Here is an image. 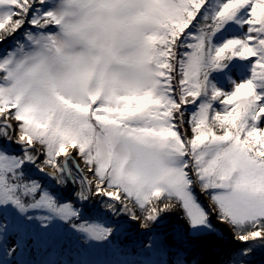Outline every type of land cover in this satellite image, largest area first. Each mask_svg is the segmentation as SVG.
<instances>
[{"label": "snow or ice", "instance_id": "snow-or-ice-1", "mask_svg": "<svg viewBox=\"0 0 264 264\" xmlns=\"http://www.w3.org/2000/svg\"><path fill=\"white\" fill-rule=\"evenodd\" d=\"M176 210L200 235L214 214L242 245L230 264L264 248V0H0L3 255L60 223L107 242L108 213L148 230Z\"/></svg>", "mask_w": 264, "mask_h": 264}, {"label": "rangeland", "instance_id": "rangeland-1", "mask_svg": "<svg viewBox=\"0 0 264 264\" xmlns=\"http://www.w3.org/2000/svg\"><path fill=\"white\" fill-rule=\"evenodd\" d=\"M50 2L53 3L54 0H50ZM11 148L16 149L18 152L17 146L11 145ZM30 174L40 173L35 169H31ZM40 175L41 177L38 178L46 179L42 174ZM73 191L74 188L72 185L63 189L61 191L62 201L71 200L74 197ZM195 193L197 197L199 195L200 198L204 200L203 205V202H201L198 197L201 205L207 209L209 207L208 197L201 194L198 188L195 190ZM94 201L95 200L90 201L83 206L86 210L82 213L81 220L77 223H90L97 220L98 216L96 215L98 214L94 209L99 206V201H97L96 204ZM109 216H111L110 213L106 216H102V220L100 219L101 222L106 226L117 229L113 234L114 240L118 237L125 247L134 249V252H117V249H114L109 242L111 238L107 242L85 243L79 238V234L63 226L60 230H62L61 233L63 232L64 234L60 235L62 238L56 241L57 244H55V242L53 246L50 244V242L53 241L52 239L57 235L58 230L56 229L49 237H45L39 243L32 245L22 256L5 257L3 251L0 250V261L7 260L10 264H19L21 260L25 261L26 264H121L122 261L129 260L139 264L140 261L151 258L156 261L157 264H166V262H170V260L163 257L165 256L163 253L162 256L160 255L161 245H165L166 242L170 243V239H173L171 249L175 252V256L183 261V264H230V257L234 253V250L242 246L232 240L231 233L225 226V235L221 237L218 236V234L221 233L219 229L221 225L216 220L214 214L211 215V220L216 232L211 235L194 234L189 230L186 234H182V229L176 224L175 228L171 229L172 227H170L166 231H163V229L153 233L139 231L141 227L138 222L132 221L126 216H112L111 219H109ZM113 220L118 221V228L116 224L112 223ZM110 223L112 224L110 225ZM183 223L185 224V221ZM177 232L181 234L182 238L177 237ZM153 237L156 238V242L160 245V248L155 253L150 252L148 247L153 243ZM9 242L11 243V241ZM177 258L175 257L176 260ZM199 258H201L202 262L198 261ZM214 259L217 260L215 261ZM176 260L174 264H176ZM170 264L173 263L170 262Z\"/></svg>", "mask_w": 264, "mask_h": 264}, {"label": "trees", "instance_id": "trees-1", "mask_svg": "<svg viewBox=\"0 0 264 264\" xmlns=\"http://www.w3.org/2000/svg\"><path fill=\"white\" fill-rule=\"evenodd\" d=\"M14 146H16V145H14ZM37 179L41 180L44 183H47L46 179L45 180L42 179V178H37ZM70 186L71 185H69V187ZM198 197H199V200L201 202H203V205H204V200L202 198H200L199 195H198ZM71 200L74 203H76L74 197ZM94 202L96 204L97 200H95ZM77 206H79V205L77 204ZM101 211H103V210H101ZM96 216H98V215H96ZM181 216H182V213L179 210L170 212V213H168V214L163 216L162 220L156 225V227H164L163 231H166L170 227H172L171 229L175 228L176 227L175 224H176L177 226H179L182 229V234H186L188 232V228H187L186 224L183 223L184 220L181 218ZM101 218L102 217H100V219ZM211 223L213 224L212 220H211ZM62 227H63L62 224H59V226L57 227L58 232H57L56 237L52 239L53 241L50 242L51 246H53L54 242H55V244H57L56 241L60 240L62 238V236L60 237V235L64 234L63 232L61 233L62 230H60ZM219 229H220L221 233L218 234V236L219 237L224 236L225 235L224 232L226 231L225 227L223 225H221L219 227ZM110 238H111V240L109 242L112 244L114 249H117V252L118 251H119V253L134 252V249L125 247V245L122 243V241L118 237H116L115 240H114V236H112ZM170 240H171L170 243L166 242L165 245L164 244L161 245L162 247H161L160 255L162 256V253H163L165 255L163 257H166V259L168 258L170 260V262H172L174 264V262L176 260L175 257L177 258V256H175V252L171 249L172 248V244L171 243L173 242V239H170ZM170 262L167 261L166 264H170ZM247 263H250V264H263L264 263V248H257L256 251L253 253V255H251V256H249L247 258Z\"/></svg>", "mask_w": 264, "mask_h": 264}, {"label": "water", "instance_id": "water-1", "mask_svg": "<svg viewBox=\"0 0 264 264\" xmlns=\"http://www.w3.org/2000/svg\"><path fill=\"white\" fill-rule=\"evenodd\" d=\"M31 176H32V177H35V178L41 177L40 174H32ZM111 224H112V223H110V225H111ZM160 229H161V228H158V227H153L152 229H148V230H145V229L140 228L139 231L157 232V231H159ZM241 247H242V246H241Z\"/></svg>", "mask_w": 264, "mask_h": 264}, {"label": "bare ground", "instance_id": "bare-ground-1", "mask_svg": "<svg viewBox=\"0 0 264 264\" xmlns=\"http://www.w3.org/2000/svg\"><path fill=\"white\" fill-rule=\"evenodd\" d=\"M219 257H220V256H219ZM219 257H218V258H219ZM218 258H217V259H218ZM217 259H214V260L216 261ZM198 261L202 262L201 258H199V260H198Z\"/></svg>", "mask_w": 264, "mask_h": 264}, {"label": "clouds", "instance_id": "clouds-1", "mask_svg": "<svg viewBox=\"0 0 264 264\" xmlns=\"http://www.w3.org/2000/svg\"><path fill=\"white\" fill-rule=\"evenodd\" d=\"M56 3H57V0H54L53 5H55Z\"/></svg>", "mask_w": 264, "mask_h": 264}]
</instances>
